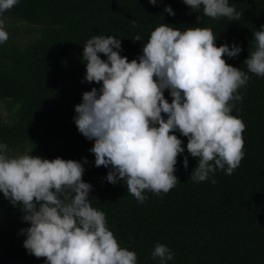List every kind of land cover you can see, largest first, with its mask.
<instances>
[{
  "label": "trees",
  "instance_id": "16d2710c",
  "mask_svg": "<svg viewBox=\"0 0 264 264\" xmlns=\"http://www.w3.org/2000/svg\"><path fill=\"white\" fill-rule=\"evenodd\" d=\"M229 2L240 13L239 20L213 19L202 6L192 10L183 0H157V5L149 0H19L0 16L9 33L0 44V103L7 111V120L0 117V142L8 145L7 154L20 151L81 162L86 157L82 179L93 185L92 206L106 214L121 246L137 253V264H159L152 257L157 243L174 252L168 264H264V77L249 72L248 83L238 89L243 100L229 102L235 105L231 114L246 125L245 155L238 168L231 175L217 169L210 179L193 181L190 175L198 160L187 152V137L177 131L185 147L175 166L177 184L167 193L146 191L147 199L140 203L126 182L106 180L109 169L95 166L89 151L94 141L74 123L82 94L100 87L82 82L83 46L93 35H112L121 39V55L131 61L162 23L182 31L208 27L217 34L216 46L235 42L242 48L238 56L223 58L248 72L244 61L255 47L253 33L264 25V0ZM166 5L175 15L164 12ZM13 23L24 25L29 38ZM135 35L142 39L132 40ZM164 95L171 102L167 90ZM0 194V264H44L45 257L37 258L23 246L21 229L29 224L22 205Z\"/></svg>",
  "mask_w": 264,
  "mask_h": 264
},
{
  "label": "clouds",
  "instance_id": "9594fccd",
  "mask_svg": "<svg viewBox=\"0 0 264 264\" xmlns=\"http://www.w3.org/2000/svg\"><path fill=\"white\" fill-rule=\"evenodd\" d=\"M149 2L157 5V0ZM183 2L192 10L202 6L213 19L240 17L229 0ZM18 3L0 0V16ZM164 12L175 15L170 5ZM253 37L254 50L244 61L248 72L223 58L238 56L242 48L235 42L216 46L217 34L208 27L182 31L162 23L131 61L121 55V39L99 34L88 39L82 82L100 87L82 94L73 120L79 133L94 141L89 151L95 166L109 169L106 180L126 182L140 203L147 199L146 191L167 193L177 184V157L185 152L177 131L187 137V152L198 160L190 175L193 181L208 180L217 169L231 175L245 155L246 125L231 114L235 105L229 102L243 100L238 89L248 83L249 72L264 77V25ZM8 38L0 19V44ZM7 153L8 145L0 142V193L11 204L22 205L23 220L29 224L21 229L23 246L30 254L45 257L44 264H137V253L121 246L106 214L92 206L93 185L82 179L86 157L81 162ZM183 166L188 167L187 156ZM152 257L168 264L174 252L157 243Z\"/></svg>",
  "mask_w": 264,
  "mask_h": 264
},
{
  "label": "rangeland",
  "instance_id": "374dc122",
  "mask_svg": "<svg viewBox=\"0 0 264 264\" xmlns=\"http://www.w3.org/2000/svg\"><path fill=\"white\" fill-rule=\"evenodd\" d=\"M5 22L9 23V24H12V21L9 20V19H6ZM13 24H17V23H13ZM17 25H19V29L17 28L16 30H18L21 33L22 37L28 39L29 38V34H27L25 32V26L24 25H20V24H17ZM0 117L3 120H7V111H6V109H5V107H4V105L2 103H0ZM20 154H26V153H22L20 151H14L13 153H10L8 155L9 156H16V155H20ZM1 198H2V195L0 194V200H1Z\"/></svg>",
  "mask_w": 264,
  "mask_h": 264
}]
</instances>
